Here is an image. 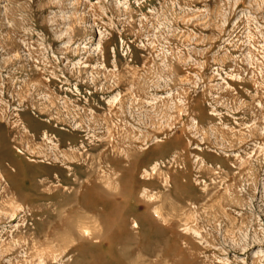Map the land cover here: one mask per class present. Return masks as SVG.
<instances>
[{"label":"rangeland","instance_id":"obj_1","mask_svg":"<svg viewBox=\"0 0 264 264\" xmlns=\"http://www.w3.org/2000/svg\"><path fill=\"white\" fill-rule=\"evenodd\" d=\"M0 176V264H264V0H0Z\"/></svg>","mask_w":264,"mask_h":264},{"label":"bare ground","instance_id":"obj_2","mask_svg":"<svg viewBox=\"0 0 264 264\" xmlns=\"http://www.w3.org/2000/svg\"><path fill=\"white\" fill-rule=\"evenodd\" d=\"M114 100L115 99H112L111 100V102L109 101V103L108 104H112L113 102H114ZM23 128V130H24V132H26V133H28V131H27V128L26 127H22ZM46 134H44V136H45ZM64 159H67V161H70L71 159H68L66 156L65 157H63ZM63 159V160H64ZM73 159V158H72ZM62 160V161H63ZM56 161V160H55ZM60 162L61 164H63V162ZM72 161V160H71ZM64 162H65V160H64ZM57 163V162H56ZM65 163H67V162H65ZM72 164V163H71ZM11 165L13 166L14 165V163H11ZM58 165V164H57ZM70 165V164H69ZM49 166H50V164H49ZM63 166V165H62ZM10 167V166H9ZM17 167V166H16ZM61 168V167H60ZM29 168H26V167H22L21 168V171L19 172V174L21 175V176H23V183H25V182H27L28 181V179L30 178L29 176H28V172H29V170H28ZM18 170V169H17ZM61 170H62V168H61ZM17 174V172H15L14 174H12L11 176L12 177H3V175H2V179H3V182L5 183V188H3V194H12L13 192H15V189H16V186H17V184L15 185V184H13L12 183V180H14L13 179V177H18L19 175H16ZM22 178V177H21ZM45 180V179H44ZM48 181V180H47ZM52 181V180H51ZM61 189V188H60ZM59 190V189H58ZM57 190V191H58ZM56 191V192H57ZM38 195H40V194H38ZM75 195V194H74ZM8 196V195H7ZM14 196H15V198H8L7 197V201H6V204L7 205H12V204H17V202H18V198L16 197V194L14 193ZM70 197V199L73 201V204H74V206L71 208V209H69L68 210V212H67V214L69 215V216H72L71 218H70V220L69 221H67L66 223H64V225L62 226V230L61 229H58L57 230V228H54L53 227V229H51L47 234H46V236L44 237V244H45V246H53V244H55V249L57 250V251H59V250H67V248L70 246H68V241L70 240L69 239V237L70 236H73V233H74V230L76 231V230H81L83 233H82V235H86V236H89V237H95L96 236V232H94V230H88V229H85V227H86V225L85 224H87V217H83V214L80 212V210H81V208H83V206H82V204H81V200L79 199V198H77V199H75L76 198V196H73V195H70V196H67V198H69ZM51 198H53V197H51ZM55 198H57V197H55ZM61 198H62V195H61ZM58 199V198H57ZM69 199V200H70ZM62 201V200H61ZM70 204H71V202H70ZM19 207L18 206H16V207H14V210L15 209H18ZM94 225V224H93ZM69 239V240H68ZM53 248V247H52ZM43 250H45V249H43ZM42 250V251H43ZM47 250L50 252V253H52V252H54L53 251V249L52 250H50V249H48L47 248ZM46 251V250H45ZM47 251V252H48ZM56 251V252H57ZM65 253V252H64ZM39 254V253H38ZM41 255H42V253H41ZM56 255V254H55ZM38 256V255H37ZM40 256V255H39ZM56 257V256H55ZM59 257V256H58ZM54 258V257H53Z\"/></svg>","mask_w":264,"mask_h":264}]
</instances>
